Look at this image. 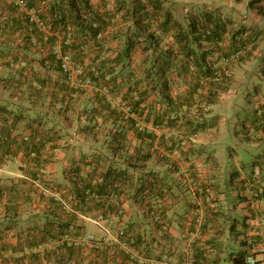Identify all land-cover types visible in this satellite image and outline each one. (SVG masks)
<instances>
[{"label": "crops", "instance_id": "obj_1", "mask_svg": "<svg viewBox=\"0 0 264 264\" xmlns=\"http://www.w3.org/2000/svg\"><path fill=\"white\" fill-rule=\"evenodd\" d=\"M98 1L93 0L96 9ZM247 1L250 0H215V3L243 6ZM30 2L31 6L41 7L47 16L49 1ZM253 6L255 11L260 9L264 0ZM227 13L224 11L223 15L230 19L238 14ZM25 19V14L14 11L11 0H0V254L11 255L1 250L4 244L11 248L25 240L28 243L39 240L38 227L42 230L45 226L69 222L71 228L81 227L82 234L92 235L88 224L99 228L93 220L111 214L117 219L112 234L93 236L85 244L79 256L84 264L90 261L91 264H155L168 251L174 264L188 261L232 264V256L241 251L260 258L264 193L256 201L247 200L240 193L244 190L243 181L255 173L264 188V126L260 115L264 104V44L251 47L253 55L249 53L251 59L244 62L238 59L246 52L228 63L223 62L220 53L214 56L220 59L216 65L232 78L249 77L252 81L257 74L259 79L254 82L255 96L248 94L249 105L245 106V111L256 112V117L251 121L244 119L241 134L235 132L237 141L247 142L256 151L252 164L241 161V155L237 154L232 158L237 160L230 165L222 146V135L228 132V118L239 105L236 98L240 95L232 91L220 93L214 105L198 99L189 110L179 111L183 117L174 133L149 123L148 132L156 136L154 155L151 159L137 160L113 154L111 147L116 148L119 143L113 141L118 127L109 118V104L95 91H79L66 83L59 64L50 55V47H35L28 42ZM259 28L254 30L261 34L264 27ZM117 44L118 41L111 40L107 47L114 49ZM96 52L90 44L85 52L89 53L86 64ZM142 59L141 52L134 53V63ZM233 66L240 69L233 70ZM187 88L180 84L175 95L186 93ZM86 100L93 108L89 112L84 109ZM188 121L191 124L183 125ZM193 121L203 128L196 130ZM123 127L121 141L128 143L133 154L141 145L137 128L131 124ZM163 134H174V154H168L160 146ZM11 164L18 169H11ZM80 170L88 172L85 182L92 179L95 183L106 173H109L108 182L118 177L119 194L108 200L91 196L83 202L84 188L77 173ZM37 177L74 203L77 212H67L52 198L40 197L32 180L27 179ZM200 206H205L210 214L209 222L197 233ZM122 209L123 215L117 216ZM150 210L159 211L163 222H155ZM118 228L126 230L133 241L136 249L132 257L119 245ZM58 243L49 237L40 249L50 250ZM26 251L36 249L26 248ZM17 255L12 253L14 257Z\"/></svg>", "mask_w": 264, "mask_h": 264}, {"label": "trees", "instance_id": "obj_2", "mask_svg": "<svg viewBox=\"0 0 264 264\" xmlns=\"http://www.w3.org/2000/svg\"><path fill=\"white\" fill-rule=\"evenodd\" d=\"M28 1L31 3L30 0ZM39 1L41 3L43 0ZM44 1H49L47 16L40 9L41 7L38 8L53 27L63 29L68 25L73 26L71 34L73 41L69 46H64V51L74 53L75 58L83 63L89 53L86 54L82 47L87 41H90L95 46V50L98 51L94 53L92 58L90 57L91 68L88 69L86 66L87 72L92 74L94 80L98 84H106L112 90L122 94L132 107L133 113L146 125L151 123L156 127L161 126L163 129L172 131V133H174L175 128H178L180 119L183 117L179 115V111H184L185 108L189 110L196 105L198 99H201V102L205 101L206 104L214 105L218 102L220 93L229 91L228 75L225 70H221L216 65L220 59L217 58L218 60H216L215 54L220 53L223 62L228 63L237 50L244 48L247 53L249 50V45H246L247 41L252 43L253 48L257 46L255 41H257L256 37L259 33L253 39L246 37L248 29L235 27L236 20L225 18L220 7L205 5L201 11H188L183 18L185 19L184 22L176 17L175 11L173 15L172 11L165 7L167 0H99L97 9L93 0ZM238 1L241 2L242 0ZM174 2L170 3L171 6L175 7L177 3ZM260 2L262 0H250V5ZM13 8L18 13L14 5ZM262 9L264 6H260V10ZM94 24L97 27H94ZM24 25L28 42L35 46L31 39L27 19H25ZM100 30L107 31L104 41H98L96 38ZM37 36L40 39V36ZM237 39L243 40L245 45L239 44ZM111 40L118 41L114 49L107 47ZM54 44L52 40L50 43L36 44L35 47L43 45H47L48 49L50 47V55L59 64L53 52ZM226 47L229 48L228 51L225 50ZM136 52L143 54L140 63L133 61ZM248 53L251 51L249 50ZM133 65L134 67L130 72L123 75L125 70ZM262 72L264 74V67ZM204 80L207 83L202 82ZM180 84L188 86L185 89L186 93L180 92L175 95ZM205 91L208 93L205 94ZM95 93L99 94L102 100H105L100 92ZM108 106L110 109L107 108L112 115L109 118L112 120V124L118 127L117 132L113 135V141L119 143L118 147H111L113 154H120L125 158L132 157L130 159L137 160L151 159L154 155L153 150L156 141L154 133L137 129L141 145L133 154H130V146L125 141L122 142L121 137L124 133L123 125L131 124L132 127L136 128L135 119L126 120L121 113L117 110L114 111L110 104ZM263 107L264 104L261 109ZM189 123L191 124V121L183 122V125ZM192 123L197 124L196 130L199 127L203 128L197 121ZM196 132L198 131H193V133ZM160 141V146L168 154H174V134H163ZM77 173L80 177L79 182L84 188L83 202L90 199L91 196L100 200H108L115 195L117 196L121 190L118 177L114 178V181L108 182L109 173L98 177L95 183L92 182V179L85 182L88 179V172L86 174L84 170H80ZM250 177L243 181V185ZM151 212L150 210L149 214ZM119 215L118 212L117 216ZM100 217L111 219L112 223L108 227L112 229L116 217H112L111 214H102ZM160 222H163V219ZM38 228L40 229L39 240L31 243L25 240L11 248L4 244L1 250L9 252L11 255L1 253L0 264H84L79 256L83 254L82 250L86 245L77 246L74 243L75 239H83L88 234H82L80 232L81 227L79 230H75L67 222L56 226L53 224L51 227L45 226L42 230L40 227ZM124 231L126 232V230ZM49 237L59 243L50 250L47 248L41 250L40 248L47 244ZM138 238H142L141 235ZM129 240L133 243L131 238ZM26 248H34L36 251L27 252ZM134 249L136 248L134 247ZM106 251V249H102V252ZM12 253L18 255L14 257ZM247 257L248 253L241 251L233 255L230 261L232 264H249ZM91 263L92 261L89 264ZM194 264H199V261H195Z\"/></svg>", "mask_w": 264, "mask_h": 264}, {"label": "built area", "instance_id": "obj_3", "mask_svg": "<svg viewBox=\"0 0 264 264\" xmlns=\"http://www.w3.org/2000/svg\"><path fill=\"white\" fill-rule=\"evenodd\" d=\"M13 5L18 10V13L25 14L26 19L28 21L29 30L31 33V39L36 46V44L41 45L43 42L50 43V41H54L53 52L56 55V59L59 62V67L61 72L64 74L66 83L78 89L79 91H88L92 90L95 92H100V94L104 97V101L107 104H110L113 109L117 110L122 114L124 119L133 118L135 119V127L139 131L148 130L147 125L142 122L132 110V107L129 105L128 101L122 96V94L117 93L112 90V88L106 84H98L92 74L87 72V68L85 63L78 61L74 53L65 52L64 46H69L73 41L72 30L73 26L68 25L67 27L60 29L52 26L50 22H48L44 16L41 14V10L38 7L31 6L28 0H11ZM44 1V0H43ZM45 2V1H44ZM94 27H97L94 24ZM40 36L39 37L37 36ZM107 36V31L100 30L97 33V40L104 41ZM92 41V40H91ZM93 42V41H92ZM92 44L90 41H87L83 45V50L85 52L88 51V48ZM245 54V49L242 48L237 50L236 54H234L231 58L237 59ZM227 60V59H226ZM261 119L262 125H264V107L261 109ZM32 183L34 187L38 190L40 197H50L56 203H58L61 208L67 212L75 213L77 212L75 208V204L71 201H68L64 196L57 190L53 189L49 186L46 181L41 178H27ZM259 176L258 174L250 177L243 185V191L240 193L242 196L247 198L250 201H256L257 197L264 193V188L259 184ZM259 189V190H258ZM124 210H120L119 214L123 215ZM119 215V216H120ZM151 215L155 222H159L162 219L161 213L157 210H153ZM197 230L199 233L202 230V227L208 222V209L205 206H200L197 209ZM93 222L102 230H104L107 234H112L111 228L108 227L111 223V219L107 218H96ZM118 238L119 245L129 254L134 255L135 249L133 247V243L129 240L130 237L126 234L124 229H119L116 233ZM262 246H261V257L258 258L256 255H249L247 257V262L249 264H264V214L262 216ZM93 240V235L87 234L83 239H75L74 243L77 246H84L87 242ZM155 264H174L172 260V255L169 252H164L160 258L154 262ZM186 264H193L188 261Z\"/></svg>", "mask_w": 264, "mask_h": 264}, {"label": "rangeland", "instance_id": "obj_4", "mask_svg": "<svg viewBox=\"0 0 264 264\" xmlns=\"http://www.w3.org/2000/svg\"><path fill=\"white\" fill-rule=\"evenodd\" d=\"M222 1H224V0H222ZM170 2L177 3V5L175 7L171 6ZM205 5L210 6V7H216V6L219 7L220 6V9L222 10L223 14H224V11L228 12L227 15L231 14L229 12H234V11L238 12V14L232 15V18L236 20L235 27H237V28L241 27V28L248 29L246 31V33H247L246 37H249V38L251 37L250 39H253L257 36L256 30H254L256 27H258V29H260L259 27H261V28L264 27V11H261L260 9L255 11L254 6L250 5V1H247L242 6L241 4H239V5L235 4L234 5V3H230V4L218 3L217 4V2L215 3V0H167L165 7L167 9L171 10L173 15H174V11H175L176 17H178V19L180 18L181 20H183L185 22V19H183V18L185 17L186 12H188V11H195V12L201 11L202 7ZM257 8L258 7H256L255 9H257ZM263 29L261 31V34H259L256 37L257 41H255V43L256 42L257 43L255 45H257V46H263V44H264V30ZM237 41L239 44L245 45L243 40L237 39ZM246 45L250 46V47H248V49L250 48V51H251L252 43L247 41ZM238 46H241V45H238ZM248 51L245 54V56H243L242 59H238V62H240V61L244 62L245 60L251 59ZM252 55H253V53L251 52V56ZM231 60H234V59L231 58ZM83 63H85V61ZM85 65L88 66V69H90L92 66L89 64V62H87V64L85 63ZM232 69L233 70L240 69V67L233 66ZM256 76H257V74H254L252 77V81H251L249 77L241 78V77L237 76L234 78V76H233V78H232L231 76L228 75L229 91L237 92V94L240 95L236 98V102L239 105L233 108V115L231 116V118H228V132H227V134L222 135V140H223L222 146H223V148H225V151L228 155L227 161L230 163V165L234 164V162L237 160V159H232V158H236L237 154L241 155V157H242V159H240L241 161H244L248 164H252L253 159H255L254 154L256 151L247 142H245L243 140L241 142L237 141L235 132H236V130H238L241 134V131L244 128L243 127L244 123H245L244 119H249L251 121V120L255 119V117H256V112H251L250 110H248L249 113H247L245 111V109H247V108H245V106L249 105V103L246 101L247 95L250 94V97L255 96V89H254L255 85L254 84L256 82H258V80H259V79H256ZM243 79H244V81H243ZM84 106H85L84 109H87L88 112L93 110V108L91 107L90 102L88 100L84 101ZM87 114H89V113H87ZM87 118H89V116H87ZM90 122H91V119H90ZM246 133H248L247 130H246ZM232 137H234V141L232 140ZM232 142H234V143H232ZM229 146H230V148H229ZM108 150H110V147H108ZM10 168L16 169L17 167L14 164H11ZM88 227H89L88 228L89 231L92 233L93 236L101 237L102 235L107 234L104 230H102V229L100 230V228H97L92 223H89ZM118 230H119V228H118ZM111 232H112V229H111ZM168 252L170 253V251H168ZM26 264H28V263H26Z\"/></svg>", "mask_w": 264, "mask_h": 264}]
</instances>
